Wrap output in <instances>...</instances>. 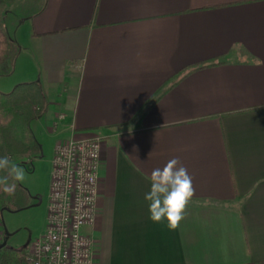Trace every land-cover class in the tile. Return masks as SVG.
Masks as SVG:
<instances>
[{
	"label": "crops",
	"instance_id": "1",
	"mask_svg": "<svg viewBox=\"0 0 264 264\" xmlns=\"http://www.w3.org/2000/svg\"><path fill=\"white\" fill-rule=\"evenodd\" d=\"M33 1L12 71L53 154L102 139L94 264H264V0ZM172 158L195 189L175 230L145 200Z\"/></svg>",
	"mask_w": 264,
	"mask_h": 264
},
{
	"label": "built area",
	"instance_id": "2",
	"mask_svg": "<svg viewBox=\"0 0 264 264\" xmlns=\"http://www.w3.org/2000/svg\"><path fill=\"white\" fill-rule=\"evenodd\" d=\"M101 143L99 137L56 143L46 226L25 249V264H94L95 241L84 229L97 214Z\"/></svg>",
	"mask_w": 264,
	"mask_h": 264
},
{
	"label": "rangeland",
	"instance_id": "3",
	"mask_svg": "<svg viewBox=\"0 0 264 264\" xmlns=\"http://www.w3.org/2000/svg\"><path fill=\"white\" fill-rule=\"evenodd\" d=\"M32 4L35 6L36 1L14 0L13 3L0 5V27L10 38L13 34L12 29L17 28L23 16L26 17L27 14L24 13L31 11L32 8L30 7ZM21 34V32H18L19 39H22ZM12 69L13 66H10L11 71ZM20 79V68L16 71L13 70L11 73L0 75V90L4 92L9 91ZM31 127L37 140L40 142V153L34 157L17 162L18 158L15 162L26 173L24 182L20 183L26 190L28 203L17 211L6 209L2 212L0 211L2 222V224L0 223V244L5 237L7 240L6 245L15 249L27 248L45 229L47 220V198L56 134L55 132L52 133V131L49 132L46 127L45 129L43 123L33 121Z\"/></svg>",
	"mask_w": 264,
	"mask_h": 264
},
{
	"label": "trees",
	"instance_id": "4",
	"mask_svg": "<svg viewBox=\"0 0 264 264\" xmlns=\"http://www.w3.org/2000/svg\"><path fill=\"white\" fill-rule=\"evenodd\" d=\"M14 0H0L10 4ZM17 53L12 39L0 27V75L9 73L11 63ZM46 98L37 81L20 82L9 91L0 90V157L9 156L15 163L40 153V144L33 133L31 123L46 110ZM6 175L0 172V176ZM9 183H12L10 180ZM16 183L13 195L3 192L0 186V211H17L27 205L26 190ZM26 248L0 249V264H25Z\"/></svg>",
	"mask_w": 264,
	"mask_h": 264
},
{
	"label": "clouds",
	"instance_id": "5",
	"mask_svg": "<svg viewBox=\"0 0 264 264\" xmlns=\"http://www.w3.org/2000/svg\"><path fill=\"white\" fill-rule=\"evenodd\" d=\"M0 186L4 193L13 195L15 182H24L25 170L5 155L0 157ZM12 183H9V181ZM151 189L146 193L145 200L149 201L150 219L154 223L167 220L170 230L180 226L185 218V210L195 194L193 178L188 174L179 158L170 159L163 168L152 170L150 176Z\"/></svg>",
	"mask_w": 264,
	"mask_h": 264
},
{
	"label": "water",
	"instance_id": "6",
	"mask_svg": "<svg viewBox=\"0 0 264 264\" xmlns=\"http://www.w3.org/2000/svg\"><path fill=\"white\" fill-rule=\"evenodd\" d=\"M39 200H40V198H39ZM3 210H1V212H2ZM0 212V213H1ZM6 238L3 240V242L0 244V249L2 248V247H4L5 245H6Z\"/></svg>",
	"mask_w": 264,
	"mask_h": 264
},
{
	"label": "flooded vegetation",
	"instance_id": "7",
	"mask_svg": "<svg viewBox=\"0 0 264 264\" xmlns=\"http://www.w3.org/2000/svg\"><path fill=\"white\" fill-rule=\"evenodd\" d=\"M4 239H5V237H4Z\"/></svg>",
	"mask_w": 264,
	"mask_h": 264
}]
</instances>
